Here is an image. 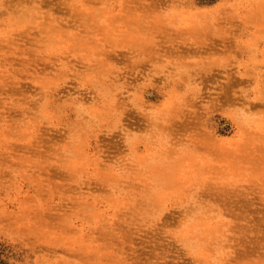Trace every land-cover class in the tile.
I'll use <instances>...</instances> for the list:
<instances>
[{"label": "rangeland", "instance_id": "rangeland-1", "mask_svg": "<svg viewBox=\"0 0 264 264\" xmlns=\"http://www.w3.org/2000/svg\"><path fill=\"white\" fill-rule=\"evenodd\" d=\"M0 264H264V0H0Z\"/></svg>", "mask_w": 264, "mask_h": 264}]
</instances>
